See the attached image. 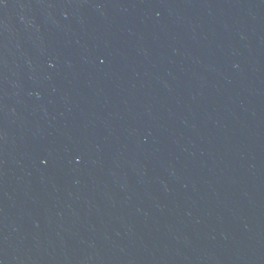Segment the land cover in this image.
I'll list each match as a JSON object with an SVG mask.
<instances>
[{
	"label": "water",
	"instance_id": "95a60500",
	"mask_svg": "<svg viewBox=\"0 0 264 264\" xmlns=\"http://www.w3.org/2000/svg\"><path fill=\"white\" fill-rule=\"evenodd\" d=\"M0 264H264V0H0Z\"/></svg>",
	"mask_w": 264,
	"mask_h": 264
}]
</instances>
